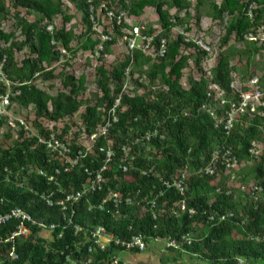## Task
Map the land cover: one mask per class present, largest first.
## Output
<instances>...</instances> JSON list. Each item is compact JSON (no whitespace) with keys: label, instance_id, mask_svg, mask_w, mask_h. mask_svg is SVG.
<instances>
[{"label":"trees","instance_id":"obj_1","mask_svg":"<svg viewBox=\"0 0 264 264\" xmlns=\"http://www.w3.org/2000/svg\"><path fill=\"white\" fill-rule=\"evenodd\" d=\"M68 1L81 16L79 32L76 14H68L61 0H0V60L6 58L7 82L0 83V95L9 96L8 111L13 106L33 110L32 120L28 115L22 120L25 126L17 120L12 127L8 115L0 116V215L19 208L34 223L25 224L30 230L27 238L17 237L10 242L5 240L18 222L0 226V264H87L88 258L90 264H113L120 247L88 253L87 232L98 225L120 240L141 235L147 245L157 238L178 239L190 234L193 243L184 246L183 252L208 264H237L239 259L245 264H264V117L260 113L238 115L226 134L221 127H215V120L203 109L216 106L208 95L209 84L218 85L230 96L229 84L234 78L246 81L257 75L250 71V62L264 51V42L258 46L243 36L257 34L264 24V0H253V20L244 15L243 3L238 0H197L194 15L190 14L193 6L187 0H93L96 7L124 11L134 21L154 12L158 23L156 27L146 26L147 33L155 36L154 47L161 38L167 41L162 58L134 50L108 66L105 58L120 41V31L113 28L112 40L103 43L100 58L96 59L93 93L88 92L86 77L75 75L73 62L78 52L92 57L101 34L92 28L87 0ZM205 2L211 5L212 20H227L215 47L217 57L209 69L210 78L206 63L214 44L204 39L211 46L208 54L185 45L183 37L172 31L187 18L185 32H200L199 9ZM48 24L55 25L53 34L46 32ZM123 26L129 28L128 24ZM107 28L103 25L102 32L107 33ZM52 41L56 46L51 45ZM231 41L242 44L243 49H231ZM61 47L69 55L61 54ZM226 49L231 51L226 54ZM236 57L239 63L246 58V70L232 62ZM126 70L132 88L120 96L118 122L97 142L115 151L104 191L83 198L72 209L73 216L59 206L47 205L42 195L56 199L58 188L66 193L75 191L88 179L84 169L99 168L102 155L94 150L72 172L54 175L59 160L46 151L39 138L46 137L52 125L57 137L77 150L82 132L76 129L84 127L90 135L103 123L105 110L121 93ZM261 83L264 87V65ZM154 129L164 135L163 140L156 138L146 146L130 145L131 139ZM125 144L128 154L134 156L127 173L120 169L121 160L126 158L121 150ZM217 148L220 154L214 174L200 175L198 171L209 166ZM227 150L232 159L229 169L221 163V155ZM247 163H252L249 171L235 170ZM151 167L152 173L144 176L141 171ZM38 170L45 176H40ZM183 171L188 173L184 212L178 206L181 197L173 189L157 199L165 212L155 220L151 211L135 205L122 207V213L119 208V216L114 211L90 209L108 190L130 195L140 190L153 199L160 189L158 177L168 179ZM250 176L251 185L258 190L241 191L242 186L248 189ZM236 183L239 187H234ZM221 216H226L225 220L221 221ZM75 227L81 230L75 233ZM42 231L48 237L41 235ZM11 252L18 255V260L10 259Z\"/></svg>","mask_w":264,"mask_h":264},{"label":"built area","instance_id":"obj_2","mask_svg":"<svg viewBox=\"0 0 264 264\" xmlns=\"http://www.w3.org/2000/svg\"><path fill=\"white\" fill-rule=\"evenodd\" d=\"M188 2H193L194 0H187ZM243 3V12L244 15L253 20L255 18V9L256 3L253 0H238ZM89 20L92 25L93 30L101 34L100 42L94 50L93 58L99 59L100 54L103 51V43L112 40V29L115 28L120 32V42L124 45L126 53L131 55L134 50H139L146 55H152L155 57H164L167 52V41L164 38L159 40L157 47H154V35L147 33V27L141 22H136L133 19H129L127 13L124 11H118L114 9H108L103 5L96 7L93 0H87ZM101 17L100 22L98 21V16ZM124 24H128L129 28H124ZM103 25L108 27L106 29L107 33H103ZM176 28V27H175ZM174 28V29H175ZM46 32L53 34L55 30L54 24H48L46 26ZM172 29V31L174 30ZM183 37V43L185 45H193L195 48L199 49L205 53H211V46L207 41L202 37L192 36L186 32L177 33ZM95 37V36H94ZM93 37V39H94ZM243 39L256 43L258 46L264 42V24L261 25L259 32L257 34L247 33L243 36ZM52 46H56V42H51ZM60 53L63 55H69L65 48H60ZM6 63V58L3 57L0 60V83H6V77L4 72V67ZM207 64V63H206ZM207 77L210 78V71L206 69ZM125 82L121 89V93L114 101V104L107 110H105V119L101 125H99L93 133L90 135L85 133L84 127L81 129H76L81 131V135L77 139L76 145L78 146L77 150L72 149L71 145L68 142L61 141L57 137V133L52 131V125L49 126L50 132L47 133L46 137L39 138L38 142L45 146L46 151L49 154H52L59 160V166L55 168L54 175H59L60 172L70 173L72 170L82 161L87 159L88 155L96 150L100 155H102V165L95 169L90 170L85 168L84 172L87 174V180L75 189L71 193H66L61 191L60 188L57 189L58 196L56 199H51V197L42 195L41 198L49 206H59L62 211H69L71 215H74L72 209L76 207L83 198H86L91 195H99L100 192L104 191L105 186L107 185L106 172L108 167L112 163L113 157L115 156V151L110 145L98 146L97 142L100 138H104L112 127L118 122L117 117V108L120 101V96L122 94H127L130 90V75L129 71L126 70L125 73ZM230 96H226L220 87L216 84L208 85L209 97H211L214 102L215 107L203 106V109L215 120V127H221L226 134H229L233 124L238 115H253L260 113L264 117V87L261 83V76L254 75L246 81H242L239 78H234L230 84ZM11 106L10 99L8 95H0V116L5 115L8 112L9 107ZM20 125L25 126L22 120H19ZM12 127L15 126L14 121H9ZM164 139V135L161 134L158 130L154 129L151 131H145L140 134V136L131 139L130 145L135 147L138 145L146 146L155 139ZM72 138L69 137L68 141ZM127 144L121 147V150L124 152L126 158L121 160L120 169L123 173H127L131 168V160L134 159V156L128 154ZM253 153V150H251ZM220 151L217 148L213 153L210 164L208 167L201 168L198 173L202 174H214V166L219 161ZM223 161L222 164L226 165V168H231V154L227 150L223 155H221ZM153 167L145 168L141 172L145 176L152 173ZM40 176H45L44 171L38 170ZM53 174L50 176V180L53 179ZM188 177L187 171L181 172L179 175H176L171 178H159L160 189L154 187L157 191L153 199L150 196L143 195L140 190L136 191L133 195L125 193L123 191H113L108 190L105 192L102 197L90 205V209H95L98 211H106L107 213L114 211L116 215L122 213V207H127L135 205L141 210L147 212L151 211L152 217L155 220L159 215L165 212L163 207H160L157 204V199L165 195V191L169 189L175 190L181 197V201L178 206L181 211H186V179ZM241 191H256L257 187L254 185H249L248 189L242 186ZM230 192H228L229 194ZM120 208L121 213L118 211ZM189 214H192V210H188ZM122 215V214H121ZM228 216H232L228 214ZM226 216H221L220 220H225ZM11 221H17L18 224L14 231H12L5 240L6 242L12 241V239L20 237L27 238L30 234V230L25 226L26 223L34 224L31 220V217L23 210L19 208L12 209L10 212L0 215V226L5 225ZM41 226V225H40ZM54 226H50V230H53ZM81 229L75 227V233L79 232ZM86 242L88 243L87 250L88 253H91L93 250L99 252H104L106 249L111 247H120L122 250L121 253H129L137 251L139 253L144 252L148 245L144 241V237L141 235H134L128 239L120 240L115 238L112 233L107 232L103 226L98 225L94 227L91 231L87 232ZM154 241L162 243L160 249L161 253H167L170 250H180L183 251L184 246H190L193 243V238L190 234H184L178 239L167 237V238H157ZM1 243V241H0ZM119 254H116L113 257V264H120L121 258ZM10 259L15 261L18 260V255L15 252L10 253ZM91 263V259H87V264ZM122 264H133L130 262H123ZM237 264H245V261L239 259Z\"/></svg>","mask_w":264,"mask_h":264},{"label":"rangeland","instance_id":"obj_3","mask_svg":"<svg viewBox=\"0 0 264 264\" xmlns=\"http://www.w3.org/2000/svg\"><path fill=\"white\" fill-rule=\"evenodd\" d=\"M62 4H63V8L67 10L68 14H76L78 21H79V25L77 26L76 32H79L81 29V25H80V20H81V16L80 14L76 13V10L74 8V6L69 3L68 0H61ZM193 9L190 10V14L194 15L195 14V10L194 7L197 5V0L191 2ZM200 17H201V22H200V27H201V31H191L190 33H188L189 35L192 36H198V37H202L203 39L207 40V41H211L214 44V52L211 54L210 58L207 61L206 64V69H210L215 61H216V57H217V50H216V46L219 44L220 39L222 38L223 34H224V25L226 24L227 20L224 19L223 21H214L211 19V5L210 3H204L201 7H200ZM144 16H141L140 18L135 19V21H140L141 18H143ZM30 20L34 19V16L29 18ZM187 20V18H186ZM186 20H184L186 22ZM183 23L180 27H176L173 30V33L176 35L179 32H185V28H186V23ZM143 24H145L146 26H153L156 27L158 20L157 17L155 16L154 12H150L147 14V16H145L142 20ZM188 27V26H187ZM94 35L92 36L93 39ZM95 38V37H94ZM230 45L232 46L231 49L234 50H241L243 49L242 44H238L234 41L230 42ZM231 50L230 49H226L223 52L228 54ZM126 54V49L124 47V45L119 41L118 45L111 48L108 55L105 58V61L107 63L108 66L114 65L115 63L119 62L122 58L123 55ZM234 64L241 66L242 69L246 70L245 68V64H246V58L242 59V62L239 63L238 62V58H234V60L232 61ZM264 65V51L261 54L256 55L250 62V71H254L255 73H257L258 76L262 75V68ZM73 66H74V70H75V75L79 76L81 74H83L86 77V82H87V89L89 93H93L95 91V80H94V70L96 67V60L89 56V54H83L82 52H78L76 55V59L73 62ZM187 74V72H186ZM136 77V76H135ZM183 82H186V79L184 77ZM6 115H8L9 117V121H17V120H24L25 116L28 115L30 117V119H33V110H24V109H20L18 107L13 106L7 113ZM78 118V117H77ZM30 122V121H29ZM2 133L3 131L0 130V141L2 140ZM252 163H247L245 165H242L238 168H235L236 171L241 170L242 168L247 171H249L250 167H251ZM244 166V167H243ZM248 185H251L253 183L252 180V176L248 177ZM234 187H239L238 184L236 183L234 185ZM41 235L48 237V234L45 231L41 232ZM151 244H153V246H162L161 242L158 241H152ZM175 253H178L177 251ZM179 260V264H207L206 262H204L203 260H201L200 258H198L197 256H193L191 254H180V259Z\"/></svg>","mask_w":264,"mask_h":264},{"label":"crops","instance_id":"obj_4","mask_svg":"<svg viewBox=\"0 0 264 264\" xmlns=\"http://www.w3.org/2000/svg\"><path fill=\"white\" fill-rule=\"evenodd\" d=\"M145 16H147V14L144 15V17ZM143 18H141L139 22H142ZM160 248L161 245L153 246V244L150 243L144 252L121 253L119 256L123 262H130L133 264H179L178 259H180V254L184 253L183 251L173 250L167 253H161ZM176 251L178 253H175Z\"/></svg>","mask_w":264,"mask_h":264},{"label":"clouds","instance_id":"obj_5","mask_svg":"<svg viewBox=\"0 0 264 264\" xmlns=\"http://www.w3.org/2000/svg\"><path fill=\"white\" fill-rule=\"evenodd\" d=\"M162 247V246H161ZM161 249V248H160ZM171 251V250H170ZM170 251H168V252H170ZM180 251V250H179Z\"/></svg>","mask_w":264,"mask_h":264}]
</instances>
